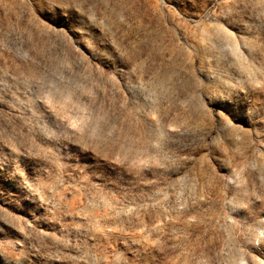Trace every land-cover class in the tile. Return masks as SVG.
<instances>
[{
    "label": "rangeland",
    "instance_id": "374dc122",
    "mask_svg": "<svg viewBox=\"0 0 264 264\" xmlns=\"http://www.w3.org/2000/svg\"><path fill=\"white\" fill-rule=\"evenodd\" d=\"M0 264H264V0H0Z\"/></svg>",
    "mask_w": 264,
    "mask_h": 264
}]
</instances>
